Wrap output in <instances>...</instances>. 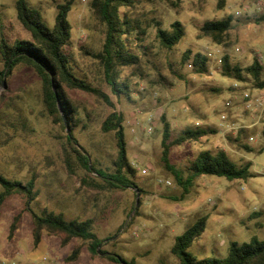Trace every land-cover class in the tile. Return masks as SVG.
Segmentation results:
<instances>
[{
	"label": "rangeland",
	"instance_id": "1",
	"mask_svg": "<svg viewBox=\"0 0 264 264\" xmlns=\"http://www.w3.org/2000/svg\"><path fill=\"white\" fill-rule=\"evenodd\" d=\"M62 1L28 3L39 9L51 27L55 6ZM90 1L75 0L68 14L70 53L78 74L99 83L108 92L101 70L91 57L100 49L103 33L92 17ZM254 1L223 0L219 7L220 0H183L173 11L163 0H138L130 14L148 25L141 43L144 48H136L142 60L141 73L131 77L129 69L122 71L130 77L132 100L124 96L115 99L109 94L113 109L95 96L70 93L88 113V119L83 118L73 133L97 169L110 168L116 153L113 133H103L100 124L113 110L123 114L126 155L135 169L132 181L136 189H98L101 179L78 166L65 144L66 131L46 116L38 76L22 65L7 79H0V93H4L0 100V174L20 180L35 175L37 196L30 204L33 212L47 209L61 213L65 219L92 218L93 231L102 240L100 249L132 264H176L170 252L174 238L201 216L207 217L205 229L188 249L197 258H222L231 242L241 244L251 237L264 240V111L246 107L242 91H257L250 82L240 83L234 89L235 81L221 75L219 61L226 54L231 64L245 67L256 55L264 58V22L254 21L259 17L253 8ZM227 15L232 16L228 46H218L200 35L204 22ZM159 17L163 18L164 27L173 20L184 26L183 37L171 50L163 49L156 40L153 22ZM1 36L9 42L27 37L16 18L15 0H0ZM187 50L190 57L196 52L206 55V73H194L190 60L181 65L182 54ZM177 73L183 78H177ZM159 75L169 78L172 85L161 81ZM261 92L264 97V90ZM161 115L170 125L172 138L185 128L197 126L217 131L196 142L171 147L170 164L183 177L191 160L205 149L223 150L237 166L250 163L253 176L227 181L201 175L184 194L161 162ZM82 178L96 187L79 186ZM137 199L139 205L133 214ZM23 207L24 198L18 194L10 196L0 207V264H117L103 254L91 256L86 244L74 262H66L73 246L81 243L76 239L62 247L56 237L44 234L34 247L31 216ZM16 215H20L18 226L8 238Z\"/></svg>",
	"mask_w": 264,
	"mask_h": 264
},
{
	"label": "trees",
	"instance_id": "2",
	"mask_svg": "<svg viewBox=\"0 0 264 264\" xmlns=\"http://www.w3.org/2000/svg\"><path fill=\"white\" fill-rule=\"evenodd\" d=\"M75 0H63L56 4V13L53 24L49 27L43 20L39 9L29 5L28 0H15L16 18L21 24L27 37L15 38L9 42L4 36L0 37V59L3 63V71L0 79H7L18 66H26L34 70L40 80V92L43 109L46 116L53 124L66 131L64 140L69 151L75 155L77 164L87 173H92L100 178L102 190H121L126 188L136 189L132 181L135 169L131 166L126 155V141L124 135V117L119 111L113 110L101 122L100 130L103 133L112 132L115 144V158L110 168L97 169L91 162L89 155L85 153L82 145L73 130L78 127L83 118L88 119V113L81 109L70 93L83 92L101 99L110 108L115 107L109 94L115 99L124 96L132 100L130 77L122 74L124 69H129V76H140L142 60L136 48L141 46L146 36V28L137 18L132 17L130 11L135 8L138 0H91L89 7L92 17L97 25L102 28L103 41L100 49L91 53V57L98 64L102 80L107 86L108 92L99 83L87 80L85 75H79L75 65V59L70 53L71 25L68 14ZM183 0H163L168 9L176 11ZM223 6L220 0L219 7ZM121 9H125L121 12ZM258 13V12H257ZM254 21L264 22V13H258ZM160 19V20H159ZM153 22L155 25V37L163 49H173L183 37L185 30L178 20L171 21L167 27L162 25V19ZM232 26V16L227 15L219 20H209L199 28L200 35L209 38L218 46L229 45V30ZM86 54H88L86 52ZM190 60L193 72L204 74L208 71V58L206 55L196 52L190 57V51L182 54L181 65ZM264 58L256 55L252 62L245 67L231 64L229 57L221 56L220 73L224 77L233 79L238 84L250 82L256 91L264 90ZM175 74V73H173ZM177 78L182 79L180 73ZM161 81L172 85V81L159 75ZM217 91V90H216ZM4 93H0V100ZM161 162L164 168L173 176L177 185L182 188L184 194L192 186L193 180L201 175L216 176L227 181L246 180L252 177L249 171L250 163L241 166L234 164L223 150L212 152L201 150L191 160L186 177L177 170L169 161L170 149L184 143H191L201 138L215 134L217 131L211 127L197 126L185 128L175 137H171L169 123L161 115ZM242 132V129L239 130ZM264 134V132H263ZM241 147L251 149L241 144ZM264 148V144L262 149ZM66 166L70 170L68 159ZM35 175L27 180L8 178L0 174V207L12 195L18 194L24 198L23 210L31 216L32 244L37 246L44 234L54 236L62 247L72 240H80L75 244L70 254L65 258L66 262H74L81 253L83 244L91 256L103 254L104 257L117 264H132L126 262L117 255L107 253L100 249L102 240L93 231V219L76 216L65 219L61 213L43 209L40 213L31 210L30 204L37 196L35 187ZM79 186L96 187L93 182L80 179ZM141 192V189H138ZM139 199L132 208L136 213ZM1 215V213H0ZM20 215H16L8 230V238L18 226ZM206 216L197 218L188 228L174 238L170 252L176 260V264H264V240L251 237L248 242H231L226 256L222 258L203 257L197 258L189 251V247L203 233L206 225Z\"/></svg>",
	"mask_w": 264,
	"mask_h": 264
},
{
	"label": "built area",
	"instance_id": "3",
	"mask_svg": "<svg viewBox=\"0 0 264 264\" xmlns=\"http://www.w3.org/2000/svg\"><path fill=\"white\" fill-rule=\"evenodd\" d=\"M253 8L255 12L258 13H264V0H255L253 3ZM220 61V60H219ZM221 63V61H220ZM233 88H239V84L234 82ZM262 93V94H261ZM242 98L246 102V107L251 108H258L260 111H264V97L263 92H255L252 93L250 91L244 90L242 91ZM142 173L145 172V170H141Z\"/></svg>",
	"mask_w": 264,
	"mask_h": 264
}]
</instances>
